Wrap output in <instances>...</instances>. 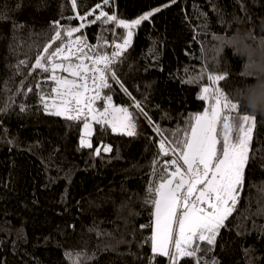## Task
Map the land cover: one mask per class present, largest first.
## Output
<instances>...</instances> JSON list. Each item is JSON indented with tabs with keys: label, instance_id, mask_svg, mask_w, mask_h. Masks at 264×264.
Masks as SVG:
<instances>
[{
	"label": "trees",
	"instance_id": "1",
	"mask_svg": "<svg viewBox=\"0 0 264 264\" xmlns=\"http://www.w3.org/2000/svg\"><path fill=\"white\" fill-rule=\"evenodd\" d=\"M62 2L68 9L64 15L75 16L69 0H0V82L12 75L9 66L25 59L26 54L34 59L35 49L29 52V45L46 42L51 35L49 24L60 18ZM97 3L109 14L115 12L129 20L161 7L150 22H142L136 30L133 47L119 75L136 99L143 101L147 93L146 111L163 127H174L178 114L186 117L206 106L197 99L199 87L207 83L206 77L201 84H182L181 78H188L186 68L198 72L207 67L224 74L226 78L220 85L227 95L238 83L243 61L230 50H226V59L220 66L212 69L207 47L213 35L230 32L239 21L257 40L264 41V0H177L175 4L171 0H110L108 6H103L102 0H78V11L83 15ZM164 4L169 7H162ZM98 12L97 9L95 14ZM14 23L25 27L14 33ZM79 23L77 19L71 21L73 26ZM99 28V24L91 25L82 33L90 43H96ZM153 40L162 53L159 60L148 52ZM149 65L152 67L144 71ZM24 71L26 75L27 69ZM21 79L22 76L16 77L15 86H19ZM35 81V75L29 78L25 89ZM24 99L17 97V103ZM36 101L35 92L26 98V103L34 106L31 113L18 114V107L7 114L0 113V264H69L64 252L85 247L89 253L97 252L98 259L93 264H148L149 245L138 248L135 242L120 244L115 251H101L97 245L102 248L121 237L139 241L140 232L133 238L132 227L139 229L140 224L149 222L138 195L143 196L147 164L156 150L150 147L145 151L147 137L155 138L151 127L140 117V135L127 137L110 130L105 135L95 126L94 148L107 144L112 151L91 157L89 153L94 149L78 150L82 124L47 115L42 110L37 112ZM114 102L131 103L118 88ZM164 113L172 119H161ZM240 114L247 113L240 110ZM5 136L14 138L15 143L4 142ZM253 136L255 158L246 171L241 201L226 221L227 228L221 230L212 252L220 264H248L250 259L254 264H264V214H257V209L264 206L258 191L264 186V117L257 116ZM117 150L119 159L114 158ZM94 223L115 239L90 233L88 229ZM237 231L244 234L238 236ZM144 235H150V229L144 230ZM246 249L250 250L248 256ZM129 252L142 259L121 255ZM158 261L166 264V258ZM183 264L194 261L185 258Z\"/></svg>",
	"mask_w": 264,
	"mask_h": 264
},
{
	"label": "snow or ice",
	"instance_id": "2",
	"mask_svg": "<svg viewBox=\"0 0 264 264\" xmlns=\"http://www.w3.org/2000/svg\"><path fill=\"white\" fill-rule=\"evenodd\" d=\"M69 2L75 16L64 15L68 9L62 2L60 18L49 24L51 35L46 42L29 45V52L35 49L34 59L26 54L25 59L9 66L12 75L0 82V96L5 97L0 99V113L7 114L17 107L18 114L31 113L34 106L26 103V98L35 92L37 112L42 110L47 115L82 124L78 150L94 149L89 153L91 157L112 151L111 145L107 144L94 148L95 126L105 135L110 130L115 135L137 137L140 135L138 119L143 117L155 134V138L147 137L149 144L145 151L150 147L156 149L147 164L149 172L143 196L137 194L142 208L149 214V222L140 224L139 229L132 227L130 234L135 238L139 231V241L121 237L114 244H105L102 248L97 245V248L115 251L120 244L135 242L138 248L150 246V255L146 256L148 264H159L158 258H166V264H183L185 258H191L194 264H220L212 252L221 230L227 228L226 221L237 210L245 189L246 171L255 158L252 144L257 117L240 114V107L230 101L220 85L226 78L224 74H217L207 67H201L198 72L186 68L188 78H181L182 84H201L206 77L207 83L201 84L197 95L206 106L202 111L189 112L186 117L178 114L174 127H163L146 111L147 93L143 101L136 99L119 75L120 67L127 62L133 47L136 30L142 22H150L161 7L129 20L120 18L115 12L109 14L100 3L81 15L78 0ZM176 2L171 0L172 4ZM102 3L108 6L110 0H102ZM162 7L167 8L169 4ZM97 9L99 12L95 14ZM73 19L80 21L78 26L71 24ZM62 20L68 23H62ZM97 24L100 28L96 43H90L82 30ZM24 27L14 23L13 31ZM156 45L157 41L153 40L148 52L153 59L159 60L162 53ZM148 67L152 65L144 71H148ZM34 75L35 84L25 89V82ZM18 76L23 79L15 86ZM117 88L128 97L130 104L114 102ZM21 96L25 99L17 103V97ZM155 107L159 108V105ZM161 119L171 120L172 117L164 113ZM3 139L9 145L15 143L14 138L5 136ZM114 158H120L118 150ZM258 191L264 200V186ZM257 214H264V206L257 209ZM130 215L140 213L130 212ZM127 225L125 220L126 228ZM148 229L150 235H144V230ZM88 231L98 238L113 237L95 223ZM243 234L237 231L238 236ZM17 238L21 237L18 235ZM221 250H224L223 245ZM249 254L250 250L246 249L245 255ZM64 255L69 264H93L98 259L97 252L89 253L86 247L66 250ZM121 255L142 259L132 252ZM248 264H254V261L250 259Z\"/></svg>",
	"mask_w": 264,
	"mask_h": 264
},
{
	"label": "clouds",
	"instance_id": "3",
	"mask_svg": "<svg viewBox=\"0 0 264 264\" xmlns=\"http://www.w3.org/2000/svg\"><path fill=\"white\" fill-rule=\"evenodd\" d=\"M236 23L230 32L212 37L207 47L209 62L213 70L218 68L226 59V50L241 58L240 79L228 97L247 115L264 117V41L257 40L241 22Z\"/></svg>",
	"mask_w": 264,
	"mask_h": 264
},
{
	"label": "rangeland",
	"instance_id": "4",
	"mask_svg": "<svg viewBox=\"0 0 264 264\" xmlns=\"http://www.w3.org/2000/svg\"><path fill=\"white\" fill-rule=\"evenodd\" d=\"M81 127H82V125H81Z\"/></svg>",
	"mask_w": 264,
	"mask_h": 264
}]
</instances>
